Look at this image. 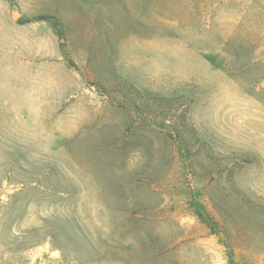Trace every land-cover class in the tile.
Returning a JSON list of instances; mask_svg holds the SVG:
<instances>
[{
  "label": "rangeland",
  "instance_id": "374dc122",
  "mask_svg": "<svg viewBox=\"0 0 264 264\" xmlns=\"http://www.w3.org/2000/svg\"><path fill=\"white\" fill-rule=\"evenodd\" d=\"M0 264H264V0H0Z\"/></svg>",
  "mask_w": 264,
  "mask_h": 264
},
{
  "label": "trees",
  "instance_id": "16d2710c",
  "mask_svg": "<svg viewBox=\"0 0 264 264\" xmlns=\"http://www.w3.org/2000/svg\"><path fill=\"white\" fill-rule=\"evenodd\" d=\"M158 98L161 99V100L167 99L166 97H160V96ZM178 117H179L178 118V121H179L178 124H179V127H180L179 130L181 131L180 133H184L190 139H194L195 141H198V137L196 135V131H195L194 127L191 126L188 123V121L186 119V116H185V112H180Z\"/></svg>",
  "mask_w": 264,
  "mask_h": 264
}]
</instances>
